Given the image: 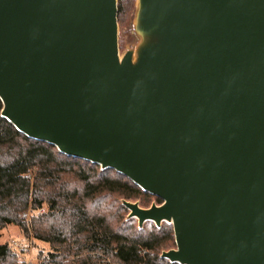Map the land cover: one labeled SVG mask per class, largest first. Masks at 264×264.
<instances>
[{
  "label": "water",
  "instance_id": "95a60500",
  "mask_svg": "<svg viewBox=\"0 0 264 264\" xmlns=\"http://www.w3.org/2000/svg\"><path fill=\"white\" fill-rule=\"evenodd\" d=\"M0 0L1 117L160 205L177 264H264V0Z\"/></svg>",
  "mask_w": 264,
  "mask_h": 264
},
{
  "label": "trees",
  "instance_id": "16d2710c",
  "mask_svg": "<svg viewBox=\"0 0 264 264\" xmlns=\"http://www.w3.org/2000/svg\"><path fill=\"white\" fill-rule=\"evenodd\" d=\"M132 2L117 0V23ZM2 108L0 101V230L14 225L48 245L39 264H177L161 257L176 248L172 225L138 228L123 204L146 199L138 206L147 209L159 198L112 169L26 137L1 117ZM0 264L22 263L0 243Z\"/></svg>",
  "mask_w": 264,
  "mask_h": 264
},
{
  "label": "rangeland",
  "instance_id": "374dc122",
  "mask_svg": "<svg viewBox=\"0 0 264 264\" xmlns=\"http://www.w3.org/2000/svg\"><path fill=\"white\" fill-rule=\"evenodd\" d=\"M136 8V0H133L130 5H126L125 11L119 17L120 22L117 23L120 58L129 51H133V59L136 58V49L140 41L138 35L135 34ZM135 203L146 204V199H139ZM152 204L158 205L153 199L148 207ZM125 219H127V216H125ZM0 243L7 244L22 264H39L47 252L50 251L48 245L34 241L31 237H25L20 229L14 225L0 230Z\"/></svg>",
  "mask_w": 264,
  "mask_h": 264
}]
</instances>
